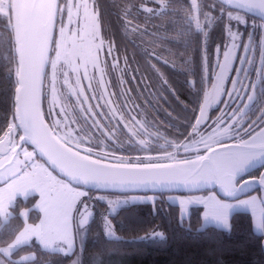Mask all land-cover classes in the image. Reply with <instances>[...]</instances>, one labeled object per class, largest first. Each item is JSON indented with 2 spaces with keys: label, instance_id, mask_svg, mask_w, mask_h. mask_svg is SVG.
I'll return each instance as SVG.
<instances>
[{
  "label": "snow or ice",
  "instance_id": "1",
  "mask_svg": "<svg viewBox=\"0 0 264 264\" xmlns=\"http://www.w3.org/2000/svg\"><path fill=\"white\" fill-rule=\"evenodd\" d=\"M224 3L235 6L231 11L225 10L229 21L246 23L239 10L258 11L264 20V0H224ZM145 10L153 11L152 8ZM198 11L199 5L196 0H192L190 19L195 20L197 29L203 31L195 14ZM0 18L5 24L7 44L15 65L10 69L15 77L12 122L7 125L3 136H0V214L7 215L17 194H25L29 189L40 193L36 207L42 212L39 223L25 224L11 243L0 247V254L4 258L11 257L14 249L33 240L46 249L68 255L76 249L79 238L82 249L83 231L93 216L92 206L84 201L89 195L88 191L83 190L87 186L126 188L211 185L218 186L230 198L244 192L249 185L259 184L264 188V174L258 179L243 182L238 178L246 166L264 158V100L256 109V118L249 119L246 126L243 117H235L236 112L251 109L258 97L256 85L245 84L239 78L241 69H236L237 78L231 80L230 90L225 88L233 71L232 65L237 59L236 50L241 47L237 43L240 34L234 32L231 25L227 28L231 42L215 50V68L218 70L211 80L207 79V72L203 78L202 82L210 86V90L204 91L199 115L192 125V133L199 138L190 141V144L201 145L207 155H201L199 149L191 151L190 144H185L175 146L176 152L182 148L188 154L184 159L177 160L173 152H166L163 156L126 159L114 152L83 148L82 144L87 143L88 138L77 135L75 121L68 116L55 118L58 104L60 113L68 112L63 104V100L68 97L63 96L62 92L63 88H67L74 98L73 107L79 108L86 120L91 118L94 131L104 134L101 120L114 121L113 134L121 125L133 136L144 129L136 116L129 114L126 119L113 105V93L108 88L104 67L106 62L102 55L105 52L113 55V47L110 41L106 44L102 32L99 0H0ZM204 35L207 37L206 32ZM261 45V65L264 66V39ZM250 50L251 36L249 43L243 45L245 53ZM240 63L245 61L241 59ZM258 75L264 77V68ZM244 76L247 78L246 72ZM46 79L47 85L44 83ZM241 92L245 93L243 97ZM46 95L50 97L48 115L53 117L51 127L45 122L41 108L42 98ZM222 97H227L225 105L228 111L222 112L213 121L215 128L205 136L200 129L211 127L208 123V110L219 105ZM237 99H246L248 103L243 105V109H233L231 105ZM90 101L97 103L93 105ZM105 106L111 116L105 115ZM225 118L230 119L231 123L220 129ZM136 125L139 128L133 131ZM16 134H19L18 141ZM226 140L233 142L226 143ZM29 143L36 151L30 152L20 147ZM140 143L145 141L141 140ZM37 155L46 157L47 166L37 161ZM161 160L170 162L160 163ZM57 170L58 175H53ZM61 174L63 176L59 178ZM97 199L104 200L105 197L99 196ZM137 199L143 198L134 196L108 200L107 204L115 206ZM257 201L260 206L258 216ZM180 203L183 205L185 201ZM187 203L204 205L205 220L211 219L229 228L233 209L250 208L255 226L264 229V197L240 199L232 203L210 195L207 198H191ZM23 215L27 216L28 213L24 212ZM104 228L109 237L120 239L107 218L104 220ZM156 236L162 234L155 232L140 239ZM0 264H5L4 259H0ZM73 264H80L79 255Z\"/></svg>",
  "mask_w": 264,
  "mask_h": 264
},
{
  "label": "trees",
  "instance_id": "2",
  "mask_svg": "<svg viewBox=\"0 0 264 264\" xmlns=\"http://www.w3.org/2000/svg\"><path fill=\"white\" fill-rule=\"evenodd\" d=\"M198 2L204 14H213L210 22L203 23V31L190 19L192 0H99L102 26L114 49L133 69L139 61V67L157 71L158 80L167 82L163 93L157 91V101H149L147 106L141 101L144 107L141 117L150 133L153 151L170 149L174 142L182 141L191 133L207 87L203 78L207 72V79H210L215 50L224 45L228 37L227 17L223 13L232 8L219 0ZM146 8L153 11L148 12ZM14 66L5 24L0 18V136L12 121L15 77L10 69ZM44 102L43 98V112L48 121ZM134 147L138 145L122 149L133 152ZM149 193L160 196L154 202L123 206L111 215L120 239L106 236L98 214L90 221L80 251L65 255L42 249L32 242L13 252L11 264H69L78 252L80 264H93L96 256L110 253L123 255L125 264H264V233L255 232L249 211L232 213L230 228L213 224L202 227L203 208L200 205H193L189 215L181 218L180 206L165 198L169 192ZM35 198L19 200L9 220L0 217V246L12 241L21 230L24 221L19 209L33 204ZM31 211V218L37 220L39 211L34 208ZM156 229L164 233L162 238L140 239ZM31 252L35 257L19 260Z\"/></svg>",
  "mask_w": 264,
  "mask_h": 264
},
{
  "label": "rangeland",
  "instance_id": "3",
  "mask_svg": "<svg viewBox=\"0 0 264 264\" xmlns=\"http://www.w3.org/2000/svg\"><path fill=\"white\" fill-rule=\"evenodd\" d=\"M196 3L199 5V11L196 12V15L199 18V23L203 26L204 25L203 23H205V21H209L210 22L212 20L213 14L212 13L208 14V12H206L204 14L202 12V10H201V8H202L201 2H198V0H196ZM231 10L229 9L228 11H231ZM239 11L241 12L242 15H244L246 23L241 24V23H239V22H237L235 20L229 21L228 18H226L227 28L229 27V25H231L232 30L234 32H238L240 34L237 43L241 42L243 45H245V43L249 39V36H251V38H252L251 47H257V48L260 47V49H261L260 53H261V51H262L261 40L264 39V27H261V25L263 23H261L260 21H258L256 19L254 20V19L248 17L241 10H239ZM222 13H223V11H221L219 13V15H222ZM223 14H225V13H223ZM225 16H226V14H225ZM203 20H204V22H203ZM250 23H252V24H250ZM251 30H252L253 34L250 33ZM229 40H230V38H229ZM254 62H255V64L253 65V67H256V70L260 71V70H262V68H264V66L261 65V56L260 55H259V57L254 59L253 63ZM259 78H260L261 84H262V82L264 81V77L259 76ZM44 83H45V85H47L48 84V80L46 79ZM57 87L59 89L60 85L58 84ZM62 92H63V96L68 97V99L63 100V104H64V106H66L68 108V112L67 113H60L59 112V106L60 105L58 104L56 109H55V118L56 119H62L64 116H68L71 120H74L75 123H76V120H77V117H78V115H77L78 113L73 112L74 108H77V107H73L74 98H72L70 96L67 88H63ZM49 99H50V97H48L47 95L44 98V101H45L44 102V106H45L46 113H47V110H48ZM46 107H47V110H46ZM78 112H79V108H78ZM47 115H48V113H47ZM73 117H74V119H73ZM215 118H217V117H215ZM52 119H53V117H52ZM79 120L80 119H78V121ZM210 122H211V124H210L211 127H208L207 129L202 127L200 129L201 133H203V135H205V136L209 135L213 131V129L215 128V124H213V121L211 120ZM230 123L231 122L226 123V124H220L219 127H220V129H224V128L228 127V125ZM78 124H79V126H76V124L74 125V128H75V130L77 132V135H83V136H86L88 138V142L82 144L83 148H91L94 151L114 152L115 155L123 156L126 159H130L132 157L163 156L166 152H173L176 155L177 160L184 159V158H186V155H188V154H185L183 152L182 148L180 149L179 152H176L175 146L190 144V141L199 138L198 136L193 134L192 131H191V133L185 139H183L182 141L174 142L172 148L153 151V149H151V146H153V142L151 141V137L149 135L150 133H148L146 131V129L145 130L143 129L142 132H140V135L142 136V138H141V136L138 133L135 136H133L132 134H130V135L129 134L128 135L125 134L123 148H126L129 145H131V144L138 145V147H134V151L133 152H126V151H124L122 149V147L118 148L117 146H115L114 148L110 149V147L108 145L109 149L107 147L105 148L104 146L106 145L107 142L104 139L103 140L98 139V138L95 139L96 135L95 136L92 135L93 130L90 129V124L89 123H86V125H85L84 123L79 121ZM79 127L82 130H80ZM85 127L89 128V129L85 130ZM133 131H135L134 128H133ZM19 134H21V133H19ZM19 134H16L17 135V141H18V135ZM141 140H144L145 143L141 144L140 143ZM226 143H232V142H226ZM5 147H6V145H5ZM22 148H26L30 152L36 151L33 147H30V146H28L26 144L22 145ZM136 148H137V150H135ZM139 148L141 149V151H139ZM190 148H191V151H195L196 149H199L201 155H207V153H205L203 151V148H202L201 145L190 144ZM17 150L19 151L20 148H18ZM149 150H152V151H149ZM83 154H85V153H83ZM192 158L194 159L195 157L192 156ZM36 159H37V161L39 163L45 164V166H47V164H46V162L44 160L40 159L37 156H36ZM159 162L160 163H169L170 161L161 160ZM263 164H264V158H260L259 160L253 162V164H251L249 166H246V168L242 172H240L238 174V178H240L241 182H243V180L253 179L251 177H246L247 173L249 171H251L252 169H254L255 167L262 166ZM49 170L51 171V169H49ZM262 174H264V167L261 169L259 175L257 177H254V178L258 179L259 176L262 175ZM53 175H58V173L56 171H54ZM59 178H62V176L60 175ZM0 186H2V185H0ZM208 186L210 187V189L206 190V191H203V192H190V193L169 192V193L165 194V198L167 199V201H169L171 203L178 204L180 206V216H181V218H186L189 215L190 208L193 205H200L203 208V213L205 211V206L202 205V204L193 203V204L189 205L187 203V201L189 199H191V198H195V197L207 198L210 195H215L221 200H227L228 202L235 203V202H237L240 199H249L251 197H264V188H262L261 185H259V184L249 185V187L247 189H245L244 192H242V193H245V194L240 196V197H237V198H223V197H221L218 194V192L216 191L215 187H213L211 185H208ZM83 190H86L89 193L88 197L84 198V201L88 202L92 206L91 210L93 212V216L90 218L89 224H90V221L92 220V218L95 215L99 214L100 217H101V220H102L103 228H104V220H105V218L110 220L111 223H112L111 215L114 214L115 212H117L121 207L129 205L131 203H135V202H154L156 200V198L158 196H160L159 194H156V193H127V194L101 193V192L93 193L87 188H84ZM30 196H36L34 203L33 204H28V205H23L19 209V213H20V215H21V217H22V219L24 221V225L27 224V223H33V224L39 223V219L41 218L42 212H41V210L38 207H36V205L39 203L40 193L38 191H36L35 189H29L27 191V193H25V194L18 193L16 198H15V200H14V202H13L12 207L8 210V214L7 215L0 214V217L4 221L9 220L10 217L14 214V207L18 204L19 200L26 201ZM99 196H103V197H105V199L104 200L97 199V197H99ZM134 196L135 197H142L143 199H137L135 201H128L126 203L117 204L115 206H110V205L107 204L108 200L116 201L118 199H124V198L134 197ZM149 197L154 198V199H149ZM180 201H185V203L182 205L180 203ZM102 203H106L107 206H104ZM33 208L39 211V218L37 220H33L31 218L32 217L31 216V213H32L31 210ZM236 211H249L252 214V211L250 210V208L240 207V208L233 209L231 211V213H230V216L232 215V213H234ZM24 212H27L28 215L24 216L23 215ZM259 213H260V206H259V201H257V210H256L257 216L259 215ZM252 216H253V214H252ZM89 224L85 226V230L83 231L82 246H83L84 241H85V237H86V233H87V229H88ZM209 224H213V225H216L218 227L229 228V227H226L223 223H220V222H217V221H214V220H211V219L205 220L204 216H203L202 227H204L206 225H209ZM112 226H113V223H112ZM253 228H254L255 232H257V233H264V229H258L255 226L254 218H253ZM21 230H22V228H21ZM113 231L116 233V236H119L118 233L116 232L114 226H113ZM104 232H105L106 236L109 237L107 235V233H106L105 228H104ZM155 232L161 233L162 236H156V237L151 238V239H158V238H162L164 236V233L160 229H156V230H153V231H149L148 233L144 234L141 237H147L150 234L155 233ZM18 234H19V232L17 233V235ZM111 238H115V237H111ZM12 241L8 242L7 244L11 243ZM32 242L38 243L35 240H33V241L29 242V243H32ZM7 244H5L3 246H0V247H5V246H7ZM39 245L41 246L42 249L50 250V249L44 248L41 244H39ZM80 249H81L80 240L78 238L77 247H76V249L73 252H75L76 250L80 251ZM15 250L16 249H14V251ZM50 251H52V250H50ZM79 253L80 252L75 254V256L69 262V264H73V261L76 260L77 255H79V257H81ZM122 256L123 255H118V254H115V253H110L108 255H99V256H96L94 258L93 264H125L124 258ZM24 257H29V259L33 258V257H35V253L31 252V253H28V254H24L23 256H21L19 258V260H25V259H23ZM0 259H4L5 264H11L10 260L13 259V255L11 257L4 258L2 256V254H0Z\"/></svg>",
  "mask_w": 264,
  "mask_h": 264
},
{
  "label": "flooded vegetation",
  "instance_id": "4",
  "mask_svg": "<svg viewBox=\"0 0 264 264\" xmlns=\"http://www.w3.org/2000/svg\"><path fill=\"white\" fill-rule=\"evenodd\" d=\"M243 12V11H242ZM245 13V12H244ZM248 17L252 19H256L264 24V20L261 18L249 15L248 13H245ZM252 24V23H250ZM102 32L105 37L106 44L110 41L109 37L106 35L105 30L102 26ZM251 34L252 30L250 31ZM252 40V38H251ZM111 42V41H110ZM231 41L229 40V37L226 38L225 44H229ZM249 43V39L245 44ZM252 43V42H251ZM241 47L236 50V56L237 59L232 65V73L229 75L228 83L225 85L226 90H230L231 88V80L236 79V69H241V76L240 79L244 80L245 84H255L257 89V101L253 102V105L251 109H243V105L248 103L246 99H237L235 100L231 107L233 109L240 108L243 109L242 111L236 112L235 117L237 119L243 117L245 126L247 125L249 119H255L258 115V112L256 109L260 106V102L264 100V92H262V87H264V81L261 84V80L258 76V70H256V67H253L255 62L253 63L254 59L259 57L260 55V47H251V50L248 53H245L243 51V44L239 42ZM113 47V45H112ZM103 58L105 59V75L108 82V88L111 93H113L111 99L113 101V105L117 108L119 112H122L123 115L126 117V119L129 117V114L136 116L137 120L144 125V120L141 117L142 111L144 107L141 105V101L145 106L148 105L149 101H157L158 100V92L165 91L166 84L164 83L163 79L158 80L157 77V71H151V69H142L140 66L139 61H137L136 65L137 67L133 69L130 64H128L124 59L123 56L118 53L114 47H113V55H109L107 52L103 53ZM115 58V59H114ZM243 59L245 63L241 64L240 60ZM215 60L216 55L213 61V65L210 71V79L211 80L214 76V72L218 69L215 68ZM247 61H251L249 64ZM115 63V67L113 64ZM161 72V71H160ZM244 72L247 73V78L244 76ZM206 90H210V86L206 87ZM205 90V91H206ZM245 93L241 92V97H243ZM140 101V102H139ZM225 101H227V97L221 98V103L217 105L214 108H211L208 110V122L211 124L212 121H216L215 117H219L222 112H227L228 108L225 105ZM93 105L97 103V101H90ZM102 103V102H101ZM96 110V109H94ZM98 111V110H96ZM105 115L111 116V113L106 110L105 106ZM75 113H78V117L76 120V126H79L78 122H82L86 125V123L90 124V129L93 130L92 127V120L91 118L85 119L84 116L81 114L80 109L78 112V108H74ZM48 113V110H47ZM48 122L50 126H52V117L50 115H47ZM74 119V117H73ZM78 119H80L78 121ZM104 125V134H101L100 132L94 131L92 132V135H96L95 139H101L105 140L107 143L104 146L109 149L114 148L117 146L118 148H123L124 145V137L125 134H131L127 131L126 128L121 125L120 127L115 129L114 134L112 133V129L114 126V121L109 122L105 120L100 121ZM231 122L230 119L225 118V121L223 124ZM139 128V125H136L134 127V130L137 131ZM80 130H82L79 127ZM89 128L85 127V130H88ZM145 130V125H144ZM83 132V131H82ZM140 132L142 130H139L137 133L140 135ZM141 136V135H140ZM142 138V136H141ZM225 142H233L230 140H226ZM109 145V147H108ZM264 167V164L262 166L255 167L251 171H249L246 175V177H257L261 171V169Z\"/></svg>",
  "mask_w": 264,
  "mask_h": 264
},
{
  "label": "water",
  "instance_id": "5",
  "mask_svg": "<svg viewBox=\"0 0 264 264\" xmlns=\"http://www.w3.org/2000/svg\"><path fill=\"white\" fill-rule=\"evenodd\" d=\"M219 1L224 3L223 0H219ZM225 5L228 6L229 8H232V9H234V7H235V6L229 5V4H225ZM241 11H243L245 13H248L249 15L261 18V16H260L258 11H248V10H241ZM41 108L43 110V98H42V102H41ZM43 118H44L45 122L50 126V124L48 123L47 119L45 118V115H44ZM23 145H25V144H23ZM26 145H28L30 147H33L30 143L26 144ZM20 147H22V145ZM20 147H18V148H20ZM39 157L46 162V157H41V156H39ZM56 172L58 173V170ZM61 176H63V174H61ZM86 188L89 189V190L90 189L98 190V191L104 192V193H118V194L149 193V192H181V193L182 192H187V193H190V192H202V191L210 189L209 186H205V185H199V186H191V185H187V186L186 185H158V186H155V187H153V186H144V187H126V188L87 186ZM215 189H216V191L218 192V194L221 197L230 198V197H226L224 195V193L219 190L218 186H216ZM244 194L245 193H242V192L241 193H237L236 197H231V198H237V197H240V196H242ZM263 250H264V239H263Z\"/></svg>",
  "mask_w": 264,
  "mask_h": 264
}]
</instances>
